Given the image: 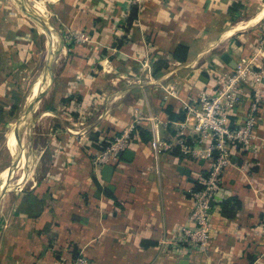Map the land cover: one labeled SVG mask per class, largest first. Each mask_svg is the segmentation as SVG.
Here are the masks:
<instances>
[{
  "label": "crops",
  "instance_id": "1",
  "mask_svg": "<svg viewBox=\"0 0 264 264\" xmlns=\"http://www.w3.org/2000/svg\"><path fill=\"white\" fill-rule=\"evenodd\" d=\"M38 2V13L44 18L41 11L48 7L56 23L55 28L44 18L58 36L47 34L53 46L44 61L54 76L53 99L37 114L38 104L25 126L33 130L43 119L51 126L40 133L39 173L5 183L13 189L0 201V264H71L80 253L90 264H180L185 258L188 264H264V98L257 138L249 149H232V164L210 211L212 237L205 250L183 242L181 227L190 224V190L203 186L210 161L178 150L156 155L141 136L147 130L152 139L149 123L143 122L131 142L132 154L111 163L117 170L110 181L103 179V166L92 162L103 137L121 133L136 109L158 115L161 137L173 140V123L186 116L183 102L195 103L212 88L213 69L232 70L257 54L264 0H143L130 26L131 0ZM14 3L0 0V108L5 109L31 81L38 28L47 33L27 14L34 23L19 15ZM63 33H84L89 40L73 43ZM179 44L188 46L186 61L173 56ZM225 53L229 63L222 59ZM64 58L55 73L53 63ZM161 58L169 65L154 76L153 65ZM50 76L29 88L24 104ZM126 76L131 80L123 81ZM168 84L178 97L165 98ZM249 103L244 98L233 123L243 119ZM74 104L83 105L80 115L73 113ZM169 106L177 118L166 113ZM74 120L87 121L82 136L70 133L82 128L73 129ZM231 197L240 202H230L226 214L222 205Z\"/></svg>",
  "mask_w": 264,
  "mask_h": 264
},
{
  "label": "built area",
  "instance_id": "2",
  "mask_svg": "<svg viewBox=\"0 0 264 264\" xmlns=\"http://www.w3.org/2000/svg\"><path fill=\"white\" fill-rule=\"evenodd\" d=\"M131 3L141 7L143 0H131ZM72 36L76 41L89 40L84 33ZM213 70L212 88L200 93L195 103L183 102L186 116L173 123V140L161 137L159 128L163 120L158 115L152 112L144 115L140 109H136L137 116L130 126L113 136L106 147L96 151L92 158L95 167L115 162L121 153L130 148L136 128L147 122L152 130L150 144L156 155L178 150L185 155L210 161L203 186L190 190L194 202L190 224L181 227L182 241L203 250L211 242L210 211L222 190L224 170L232 164V149L235 145L249 149L257 138L256 129L264 98V31L261 47L254 58L238 62L232 70L223 67ZM164 89L165 98L178 97L174 86L168 84ZM246 97L250 99L246 114L243 119L233 123L231 116ZM207 140L205 147L198 146ZM71 264L90 263L80 253Z\"/></svg>",
  "mask_w": 264,
  "mask_h": 264
},
{
  "label": "rangeland",
  "instance_id": "3",
  "mask_svg": "<svg viewBox=\"0 0 264 264\" xmlns=\"http://www.w3.org/2000/svg\"><path fill=\"white\" fill-rule=\"evenodd\" d=\"M28 5L30 7H32L33 9L35 8V10L37 9V7L39 5L38 0H26ZM14 7L16 9V11H18L19 15H21L22 17L28 19L29 21H31L32 23H34L25 13V11L22 9V7L17 4L14 3ZM41 13L45 16L44 18L48 21V23H50L52 26L54 25V27L56 28V23H54V16H51L48 12V7L43 8V11H41ZM36 24V23H35ZM264 26V23H263ZM38 31L41 32V34L38 36V49H37V58H36V64L34 66V69L32 70V76H31V81L29 83V85H26L24 87V92L21 93L20 97L17 99L16 104H14L13 107H10L9 109H2V113H0V128H1V133H0V188L1 185L4 183H8V181H14V180H18L19 178L21 179L23 178H28V177H32L34 175H36L37 173H39V169H40V164H42V157H41V145L43 144V141L41 139L40 133H42V131L44 129H42V127L44 126H51V124H49V122L46 124V119H43L41 121L40 124H38L37 126L33 127H29V125H26V121L21 123L20 126V130H19V134L17 136V133L15 132V124H16V119L21 115V111L23 109L24 106V100L26 97V94L30 88V85L35 81L37 75L40 73L41 70H44L46 68V66L44 65V61H45V56L47 54V49L48 52L50 50V48L53 46V43H51V45L49 44V47H47V43H46V37H47V41H48V35L49 34L47 31L44 30V32L46 33V37L44 36L43 32L38 28ZM264 31V28H263ZM39 32V33H40ZM62 35V34H61ZM64 38L63 39H67L70 38L75 43L77 39H75L74 36H72L73 34H69L68 33L64 34ZM54 38H57L56 36L53 35ZM63 37V36H62ZM75 41V42H74ZM65 51V50H63ZM193 52H195V49L193 50ZM194 54V53H193ZM65 61V58L62 59L61 61H55L54 64V71L55 73H57L59 71V68L61 66H63ZM180 75H184L185 71H181ZM131 76H126L123 77V81H130L131 80ZM54 76L50 79V81L44 86V88L41 91H44L40 101H39V108L37 109V114L41 111H43V109H45V107L47 106L48 103H51L53 97L52 95L49 93L51 88L53 87V82H54ZM122 82V81H121ZM124 83V82H122ZM35 92V91H34ZM77 99V98H76ZM75 98L72 99L73 102H78ZM27 102V101H26ZM69 103V102H68ZM70 104V103H69ZM26 105V103H25ZM75 105V110H73V113H75V111H78L79 115L80 113H82V104H74ZM15 115L16 118H13L11 115ZM28 118V117H27ZM83 118V117H82ZM81 120V119H80ZM77 121L74 120L72 122V124L70 126L75 128L78 127H82L81 129H75L74 131L76 132H72L70 131V133L74 134V135H83V131L84 128L86 126V122L87 121ZM82 122V123H80ZM130 125H128L127 127H129ZM126 127V128H127ZM124 130V129H123ZM32 132V134H31ZM79 132V134H78ZM115 134V133H114ZM114 134H110V135H106L104 139H106V142L108 144V141L113 139V136H115ZM118 134V133H117ZM15 158H18L19 160H24L28 165H32L34 164V167L32 168V170L30 172H28L27 174H23L20 171H15V173L13 174V178H12V172H13V168L11 167V164ZM12 170L8 175H4L5 171L7 170ZM4 176V177H2ZM11 176L10 179H8ZM12 192H16V191H12ZM8 193H5L3 195H0V201H2L1 199L4 197V195H7Z\"/></svg>",
  "mask_w": 264,
  "mask_h": 264
},
{
  "label": "water",
  "instance_id": "4",
  "mask_svg": "<svg viewBox=\"0 0 264 264\" xmlns=\"http://www.w3.org/2000/svg\"><path fill=\"white\" fill-rule=\"evenodd\" d=\"M16 2L22 7V9L25 11V13L31 18L33 19L38 25H40L41 27H43V29L49 31V29L51 30V27L48 26V24L46 23V21L44 20V18L38 13L37 10H35V8L33 9L32 7H30L27 3L26 0H16ZM54 57V53H52L49 57H48V66L50 68V64L52 62V59ZM222 59L226 62V63H229L231 61V57L229 56V54L225 53L223 54L222 56ZM44 91H41L37 97L27 106V108L24 110V112L20 115V117L17 119V122L15 124V132L17 133V136L19 134V130H20V126H21V123L25 122L27 117L32 114L38 104H39V101L43 95ZM130 155L132 154V151L130 149L126 150L124 153H121L120 156H126V155ZM17 161H18V158H15L14 157V160L11 164V167L13 168V172H12V178H13V174L15 173V169L17 167ZM117 169L111 165V164H107V165H104L102 167V174H103V179L106 180V181H110L111 178H112V175L114 173V171H116ZM183 170V169H181ZM11 178V179H12ZM13 188H4L0 191V195H3L9 191H11ZM185 260L186 263H180V264H188V259L185 258L183 259Z\"/></svg>",
  "mask_w": 264,
  "mask_h": 264
},
{
  "label": "trees",
  "instance_id": "5",
  "mask_svg": "<svg viewBox=\"0 0 264 264\" xmlns=\"http://www.w3.org/2000/svg\"><path fill=\"white\" fill-rule=\"evenodd\" d=\"M231 10L233 12H235V11L238 10V8H236V5H233L232 8H231ZM137 17H138V7L136 5H133V8L131 10V14H130V16L128 18V21H127L128 22L127 25L130 26L133 23V21L135 19H137ZM69 47H70V45H69ZM187 55H188V46L185 45V44H179V45H177L176 48H175V50H174V52H173L174 58L176 60H178V61H186ZM168 65H169L168 64V61L165 60V59H162L161 58V59L157 60L154 63V65H153V75L154 76H159L163 72V70L168 67ZM2 109L3 108H0V113H2ZM166 113L167 114H170V116H172L173 118H177V117H175L176 116V113L173 111L172 106H169L167 108ZM11 116L13 118H16V116L14 114L11 115ZM182 117H184V114L180 118H182ZM105 136L103 138H106ZM141 136L143 137V140L144 141H148L150 143V141H151V134H150L149 131L143 130V132H141ZM133 139H134V137H133ZM106 145H107L106 139L105 140H102L101 143L98 145V147H97L96 150L104 149L106 147ZM230 202H233V203H235L238 206V204H239L240 201L236 197H231V199L229 198V199L225 200V202L223 203L222 207H223V212L226 213V214L228 213V206H229L228 204H230Z\"/></svg>",
  "mask_w": 264,
  "mask_h": 264
},
{
  "label": "bare ground",
  "instance_id": "6",
  "mask_svg": "<svg viewBox=\"0 0 264 264\" xmlns=\"http://www.w3.org/2000/svg\"><path fill=\"white\" fill-rule=\"evenodd\" d=\"M43 28V27H42ZM47 31V30H46ZM233 31V30H232ZM232 31H231V33H232ZM51 36H56L57 38H58V36H57V34L56 33H53V32H51V31H47ZM48 34V35H49ZM49 38V37H48ZM52 40V39H51ZM48 43L51 45V41H48ZM55 45V44H54ZM56 50V49H55ZM50 76V74L48 73V71L46 70V69H44V70H41L40 71V73L37 75V77H36V79H35V81L30 85V87L31 88H35V86H37L38 85V83L39 82H41V81H43L47 76ZM50 78H51V76H50ZM49 81H50V79H49ZM33 96V97H32ZM31 96V98H29V99H27V102L25 101V103H26V105H29L35 98H36V96H37V93H35L34 95H32ZM25 105V104H24ZM47 113H45L44 115H46ZM34 167V164H32V165H27V163L24 161V160H21V161H19L18 163H17V167H16V169H17V171L18 170H21V169H27L23 174H25V173H28V172H30L31 170H32V168ZM16 169H15V171H16ZM12 170L10 169V170H7V171H5V174L4 175H8L10 172H11ZM1 176V175H0ZM2 177H4V176H2ZM11 178V176L8 178V179H10ZM10 188V187H12V186H10V185H5V183L4 184H2L1 185V188H0V191L2 190V189H4V188ZM11 189V188H10ZM20 189V188H19ZM21 189H23V188H21Z\"/></svg>",
  "mask_w": 264,
  "mask_h": 264
}]
</instances>
